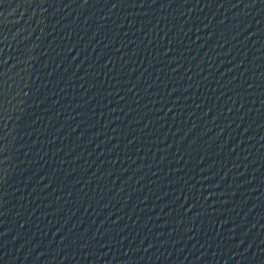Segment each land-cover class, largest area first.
Listing matches in <instances>:
<instances>
[{"label":"water","instance_id":"1","mask_svg":"<svg viewBox=\"0 0 264 264\" xmlns=\"http://www.w3.org/2000/svg\"><path fill=\"white\" fill-rule=\"evenodd\" d=\"M0 264H264V0H0Z\"/></svg>","mask_w":264,"mask_h":264}]
</instances>
